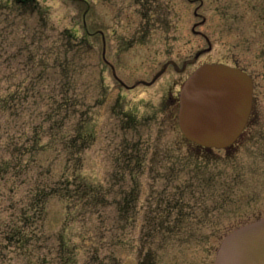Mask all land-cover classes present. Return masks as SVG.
Listing matches in <instances>:
<instances>
[{"label": "rangeland", "instance_id": "rangeland-1", "mask_svg": "<svg viewBox=\"0 0 264 264\" xmlns=\"http://www.w3.org/2000/svg\"><path fill=\"white\" fill-rule=\"evenodd\" d=\"M204 61L253 77L227 149L176 121ZM262 216L264 0H0V264H213Z\"/></svg>", "mask_w": 264, "mask_h": 264}, {"label": "water", "instance_id": "water-1", "mask_svg": "<svg viewBox=\"0 0 264 264\" xmlns=\"http://www.w3.org/2000/svg\"><path fill=\"white\" fill-rule=\"evenodd\" d=\"M253 78L219 62L200 64L178 93L177 124L186 140L224 149L240 136L251 111ZM213 264H264V216L228 233Z\"/></svg>", "mask_w": 264, "mask_h": 264}, {"label": "trees", "instance_id": "trees-1", "mask_svg": "<svg viewBox=\"0 0 264 264\" xmlns=\"http://www.w3.org/2000/svg\"><path fill=\"white\" fill-rule=\"evenodd\" d=\"M75 133L74 135L72 134L69 138V146H71L70 149H72V147L74 149H72V153H74L76 155V159H78V161L80 160V151L85 148V144H86V133L83 132V129L80 128V124L78 122L77 125H75ZM68 142V141H67ZM79 165V164H77ZM76 165V167H77ZM80 166V165H79ZM80 175V174H79ZM77 175L78 177V182H81L82 180V177ZM84 191V188L83 189H77L75 192H72L71 194H68L66 195L65 193H62V194H65L66 196H68V198L72 197V198H75L76 200L79 201V203L84 207V205H86L87 203V206L89 205V202H92V204L90 205H96V204H100L102 201L100 199H98V197H96L95 195H90V193L94 194V189H89V193H84L82 192ZM88 196H87V195ZM66 197V200L68 199ZM87 200V201H86ZM83 203V204H82ZM79 204V205H80ZM82 207V208H83ZM166 223H168L167 221H165ZM164 222V223H165ZM165 223V224H166Z\"/></svg>", "mask_w": 264, "mask_h": 264}, {"label": "flooded vegetation", "instance_id": "flooded-vegetation-1", "mask_svg": "<svg viewBox=\"0 0 264 264\" xmlns=\"http://www.w3.org/2000/svg\"><path fill=\"white\" fill-rule=\"evenodd\" d=\"M199 53H197L196 55H195V57H193V59H192V61L193 62H191V63H195V61L198 59V57H199ZM187 61V60H186ZM186 61L184 62V64H183V67H184V65H186ZM205 62H215V61H204V62H202V63H205ZM201 63V64H202ZM225 64V63H224ZM200 65V64H199ZM231 66H235V67H238V68H240V69H242V70H244V71H246L245 69H243V68H241L240 66H238V65H233V64H231ZM198 67V66H197ZM194 69L195 68H193V70L191 71V73L194 71ZM247 72V71H246ZM191 73H189V74H187V77L191 74ZM248 73V72H247ZM249 74V73H248ZM250 75V74H249ZM252 77V76H251ZM253 78V77H252ZM183 84V83H182ZM181 84V85H182ZM181 88V87H180ZM180 90V89H179ZM179 93V92H178ZM177 100H178V98H177ZM177 104H178V101H177ZM175 105V106H177V109H178V105ZM251 115H252V107H251V111H250V114H249V116H248V120H247V122H246V124H245V126H244V128H243V130H242V132H241V134H240V136L238 137V139L242 136V135H244L246 132H247V130L249 129V125L251 124ZM176 121H177V111H176ZM179 127V126H178ZM237 139V140H238ZM236 140V141H237ZM235 141V142H236ZM234 142V143H235ZM233 143V144H234ZM194 145H196L197 147H199V148H202V149H214V148H208V147H203V146H200V145H197V144H195V143H193ZM232 144V145H233ZM232 145H230V146H232ZM229 146V147H230ZM229 147H227V148H229ZM227 148H224V149H227Z\"/></svg>", "mask_w": 264, "mask_h": 264}]
</instances>
